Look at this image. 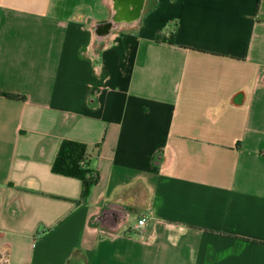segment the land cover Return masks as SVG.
<instances>
[{
    "label": "crops",
    "instance_id": "crops-1",
    "mask_svg": "<svg viewBox=\"0 0 264 264\" xmlns=\"http://www.w3.org/2000/svg\"><path fill=\"white\" fill-rule=\"evenodd\" d=\"M109 13L0 0L4 262L264 264V0H146L97 41ZM65 139L98 174L84 200L51 172Z\"/></svg>",
    "mask_w": 264,
    "mask_h": 264
},
{
    "label": "trees",
    "instance_id": "trees-1",
    "mask_svg": "<svg viewBox=\"0 0 264 264\" xmlns=\"http://www.w3.org/2000/svg\"><path fill=\"white\" fill-rule=\"evenodd\" d=\"M166 41L173 43V35ZM0 95L8 96L7 93L1 91ZM89 159L86 144L65 139L61 141L51 166L52 173L81 181V199L83 200L87 197L91 187L98 181V174L91 170Z\"/></svg>",
    "mask_w": 264,
    "mask_h": 264
},
{
    "label": "water",
    "instance_id": "water-1",
    "mask_svg": "<svg viewBox=\"0 0 264 264\" xmlns=\"http://www.w3.org/2000/svg\"><path fill=\"white\" fill-rule=\"evenodd\" d=\"M146 0H108L110 13L107 19L94 27L97 41H102L114 33L140 25ZM0 253V264H6Z\"/></svg>",
    "mask_w": 264,
    "mask_h": 264
},
{
    "label": "built area",
    "instance_id": "built-area-1",
    "mask_svg": "<svg viewBox=\"0 0 264 264\" xmlns=\"http://www.w3.org/2000/svg\"><path fill=\"white\" fill-rule=\"evenodd\" d=\"M147 224V220L145 217H141L137 220L135 226H134V229L135 230H141L143 229Z\"/></svg>",
    "mask_w": 264,
    "mask_h": 264
}]
</instances>
